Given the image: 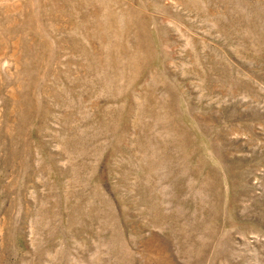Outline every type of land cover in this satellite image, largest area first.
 Masks as SVG:
<instances>
[{
	"label": "rangeland",
	"instance_id": "374dc122",
	"mask_svg": "<svg viewBox=\"0 0 264 264\" xmlns=\"http://www.w3.org/2000/svg\"><path fill=\"white\" fill-rule=\"evenodd\" d=\"M0 264H264V0H0Z\"/></svg>",
	"mask_w": 264,
	"mask_h": 264
}]
</instances>
